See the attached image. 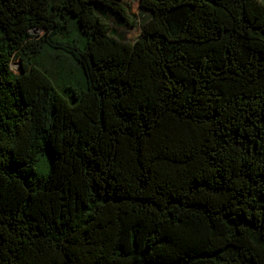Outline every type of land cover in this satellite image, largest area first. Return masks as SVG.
<instances>
[{
  "label": "trees",
  "instance_id": "16d2710c",
  "mask_svg": "<svg viewBox=\"0 0 264 264\" xmlns=\"http://www.w3.org/2000/svg\"><path fill=\"white\" fill-rule=\"evenodd\" d=\"M122 1L0 0V264H264V0Z\"/></svg>",
  "mask_w": 264,
  "mask_h": 264
},
{
  "label": "rangeland",
  "instance_id": "374dc122",
  "mask_svg": "<svg viewBox=\"0 0 264 264\" xmlns=\"http://www.w3.org/2000/svg\"><path fill=\"white\" fill-rule=\"evenodd\" d=\"M123 4L126 6L131 20H135V24L129 20L123 19L116 15L111 10L100 6L98 12L110 23L112 30L115 31V35L125 41H135L139 38L143 23L150 17V12L141 7L140 0H123ZM12 68L15 72L21 71L20 59L15 60L12 63Z\"/></svg>",
  "mask_w": 264,
  "mask_h": 264
}]
</instances>
